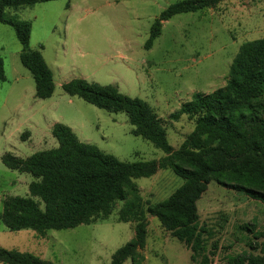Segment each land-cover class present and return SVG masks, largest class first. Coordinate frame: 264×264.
Instances as JSON below:
<instances>
[{
	"label": "rangeland",
	"instance_id": "rangeland-1",
	"mask_svg": "<svg viewBox=\"0 0 264 264\" xmlns=\"http://www.w3.org/2000/svg\"><path fill=\"white\" fill-rule=\"evenodd\" d=\"M177 1L181 0H57L5 10L7 17L30 24L29 46L40 51L50 68L54 91L48 99L35 98L33 78L19 61L15 33L0 23L5 78L0 80V213L5 198L30 197L28 185L35 180L6 168L1 156L26 158L57 147L51 135L56 122L70 127L81 142L123 162L165 155L131 133L124 113H110L66 95L61 86L72 79L114 86L123 95L145 101L161 119L171 147H180L194 120L181 116L175 121L171 114L194 93L210 94L224 86L239 47L264 38V0H225L211 9L174 15L145 49L153 21ZM17 76L21 82L15 84ZM26 132L45 137L30 144ZM182 182L168 169L135 180L145 203L165 200ZM121 205L118 201L106 219L48 230L44 237L31 229L10 231L0 220V249L29 253L53 264H109L113 253L134 235L133 223L118 221ZM197 212L198 226L205 230L204 251L216 247L212 264H226L229 254H260L264 249V205L259 201L212 182L197 202ZM146 219L141 264H194L190 251L155 217L146 214ZM245 225L262 237L254 240L250 231L240 229ZM249 240L258 249H249Z\"/></svg>",
	"mask_w": 264,
	"mask_h": 264
},
{
	"label": "trees",
	"instance_id": "trees-1",
	"mask_svg": "<svg viewBox=\"0 0 264 264\" xmlns=\"http://www.w3.org/2000/svg\"><path fill=\"white\" fill-rule=\"evenodd\" d=\"M57 0H0V23L12 27L20 44L19 61L34 81L35 98L48 99L54 91L53 74L40 51L29 46L31 26L5 15L8 8L32 6ZM225 0H181L169 5L153 21L149 49L160 35L162 23L172 16L214 8ZM0 58V80H4ZM63 92L110 113L122 112L131 133L152 143L165 154L158 160L123 162L97 147L81 142L72 129L56 123L51 135L57 147L21 158L1 156L2 164L35 178L28 185L30 197L3 200L0 220L10 231L31 229L38 237L48 230H65L106 219L120 201L118 221L134 224L133 238L118 248L109 264H141L146 246L148 221L155 217L169 235L190 251L194 264H212L214 251L206 253L204 228L198 226L197 202L212 182L264 205V38L246 42L229 67L225 85L210 94L194 93L171 114L194 120L192 132L178 149L168 142L166 128L145 101L121 94L114 86L72 79L62 84ZM171 170L182 185L165 200L145 203L136 179L149 178L159 170ZM32 198H37L35 201ZM262 237L248 225L241 227ZM249 249L258 245L248 241ZM226 264H264L260 254L241 252L225 256ZM1 264H53L29 253L0 249Z\"/></svg>",
	"mask_w": 264,
	"mask_h": 264
},
{
	"label": "crops",
	"instance_id": "crops-1",
	"mask_svg": "<svg viewBox=\"0 0 264 264\" xmlns=\"http://www.w3.org/2000/svg\"><path fill=\"white\" fill-rule=\"evenodd\" d=\"M4 66V65H3ZM20 74V73H19ZM19 82H21L20 81V79H19V77L17 76L15 79H14V83L15 84H18ZM56 123H59V122H56ZM56 123H54V124H56ZM53 124V125H54ZM52 125V126H53ZM51 126V127H52ZM50 127V128H51ZM73 131V130H72ZM45 134H42V135H34V134H30L29 132H26L25 134H24V136L26 137V139H28V141H29V143L30 144H34V143H36V141H38V140H43L44 139V136ZM22 138H23V136H22ZM39 142H37V144H38ZM15 155V154H14ZM15 156H17V155H15ZM19 157V156H18Z\"/></svg>",
	"mask_w": 264,
	"mask_h": 264
}]
</instances>
